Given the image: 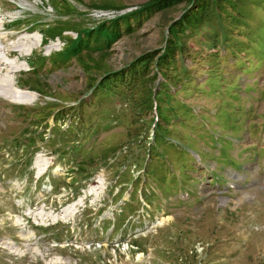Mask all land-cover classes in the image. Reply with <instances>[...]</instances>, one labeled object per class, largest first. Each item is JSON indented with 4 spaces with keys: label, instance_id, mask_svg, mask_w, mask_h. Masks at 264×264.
I'll return each mask as SVG.
<instances>
[{
    "label": "rangeland",
    "instance_id": "rangeland-1",
    "mask_svg": "<svg viewBox=\"0 0 264 264\" xmlns=\"http://www.w3.org/2000/svg\"><path fill=\"white\" fill-rule=\"evenodd\" d=\"M0 36L38 96L0 87V264H264V0H0Z\"/></svg>",
    "mask_w": 264,
    "mask_h": 264
},
{
    "label": "bare ground",
    "instance_id": "bare-ground-1",
    "mask_svg": "<svg viewBox=\"0 0 264 264\" xmlns=\"http://www.w3.org/2000/svg\"><path fill=\"white\" fill-rule=\"evenodd\" d=\"M3 39H5V38H3ZM1 41H2V37L0 36V47H1ZM4 41V40H3ZM5 44V43H4ZM23 46V45H22ZM17 47V46H16ZM15 47V48H16ZM18 50V49H17ZM2 51L0 50V55H3L2 53H1ZM14 53V52H13ZM21 53V52H20ZM6 54V53H5ZM9 54V53H8ZM12 55V54H11ZM22 55V54H21ZM1 60V59H0ZM20 61V60H19ZM1 62H3V60L1 61ZM4 64V63H3ZM3 64L2 63H0V66L2 65L3 66ZM5 65V67H6V64H4ZM10 69L11 68H9V72L10 73H14V72H18L19 71V69H20V67H18V68H16V69H18L17 71H15L16 69L14 68V70H12V71H10ZM7 83H5V84H0V87H2L3 89H7L6 91H8V94L7 95H5V98H8V99H10L11 98V101H13V102H16V103H19V104H24V103H33L36 99H37V95L36 94H34V93H31V92H29V91H26V90H22V89H20L18 86H16V85H14V84H7ZM4 92V91H3ZM0 93H2L1 91H0ZM10 94V95H9ZM78 206V205H77ZM76 206V207H77Z\"/></svg>",
    "mask_w": 264,
    "mask_h": 264
},
{
    "label": "trees",
    "instance_id": "trees-1",
    "mask_svg": "<svg viewBox=\"0 0 264 264\" xmlns=\"http://www.w3.org/2000/svg\"><path fill=\"white\" fill-rule=\"evenodd\" d=\"M160 4H162V3H159L158 5H160ZM158 5H157V6H158ZM133 67H134V66H133ZM131 69H132V68H131Z\"/></svg>",
    "mask_w": 264,
    "mask_h": 264
}]
</instances>
